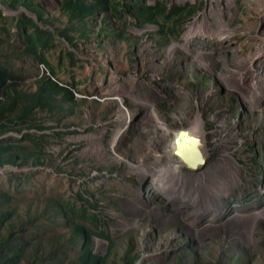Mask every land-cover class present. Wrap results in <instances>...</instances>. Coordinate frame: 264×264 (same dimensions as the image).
Masks as SVG:
<instances>
[{"label": "rangeland", "instance_id": "374dc122", "mask_svg": "<svg viewBox=\"0 0 264 264\" xmlns=\"http://www.w3.org/2000/svg\"><path fill=\"white\" fill-rule=\"evenodd\" d=\"M157 1L169 8H197L179 39L166 43L150 35L157 25H139L129 13L112 15L113 27L126 29L129 42L138 43L134 69L121 41L108 44L105 39L99 48L96 39L77 38L73 47L56 34L48 59L62 82L77 85L74 101H66L62 111L37 114L43 126L59 124L39 133L54 136L61 129L66 134L46 145L47 152L63 153L65 159L35 168V184L65 198L82 189L96 195V212L109 238H94V247L103 256L113 243L109 264H126L125 256L134 255L139 257L135 264H241L243 259L244 264H264V0H235L230 9L227 0H145ZM0 11L10 18L35 17L1 2ZM218 11L230 28L224 36L211 30V13ZM103 16L95 20L97 27ZM55 24L61 26L58 19ZM189 28L201 31L186 41ZM16 63L23 64L25 87L35 89L42 65L33 59ZM203 79L210 80L207 87H192ZM129 93L140 104L128 107ZM152 111L160 113L158 119L149 115ZM160 121L193 132L202 124L209 153L202 169L181 168L176 182L171 170L172 179H162L159 170L172 165L165 150L169 130L160 131ZM225 158L238 166L239 180L211 200L197 186V201H192L190 175L211 172ZM59 168L63 172L57 173ZM14 169L0 168V177ZM180 181L184 188L176 184Z\"/></svg>", "mask_w": 264, "mask_h": 264}, {"label": "trees", "instance_id": "16d2710c", "mask_svg": "<svg viewBox=\"0 0 264 264\" xmlns=\"http://www.w3.org/2000/svg\"><path fill=\"white\" fill-rule=\"evenodd\" d=\"M0 2L10 8L23 7L35 16L22 13L10 18L0 11V168H17L0 177L4 178L0 181V264H109L113 243L103 256L94 247V238H109L102 231L105 222L96 212L99 202L96 195L82 189L65 198L47 193L45 186L40 187L34 181L35 168L48 166L52 160L57 163L58 159H65L63 153L47 152L46 145L54 136L62 138L66 132L60 129L53 133L54 136L39 133L59 129V124L57 127L43 126L39 124L37 114L62 111L66 101H74L73 88L77 85L75 81L68 84L58 78L48 52L54 47L56 34L73 47L77 46V38L96 39L99 48L105 45V39L108 44L121 41L128 47L129 65L134 69L138 59L133 46L138 43L129 42L126 29L113 27L112 15L125 17V13H129L139 25H157L158 29L150 35H158L159 41L166 43L179 39L183 24L194 15L197 7L186 4L169 8L163 1L152 5L146 4L145 0ZM102 14V26L97 27L95 20ZM56 19L60 27L56 26ZM68 55L74 63V53ZM32 59L40 63L39 68L40 65L43 67L42 75L32 84L35 89L25 87L23 64L16 63L18 60L27 63ZM197 83L191 84L194 89L200 88ZM209 83L201 82L206 86ZM191 96L197 97L196 93ZM128 106L132 107L130 103ZM234 108L231 106L233 113ZM56 167L58 170L59 166ZM22 168L31 169L24 171ZM56 172L63 171L59 168ZM138 259L134 255L125 256L124 260L126 264H135ZM244 262L245 259L241 264Z\"/></svg>", "mask_w": 264, "mask_h": 264}, {"label": "bare ground", "instance_id": "6f19581e", "mask_svg": "<svg viewBox=\"0 0 264 264\" xmlns=\"http://www.w3.org/2000/svg\"><path fill=\"white\" fill-rule=\"evenodd\" d=\"M234 1L235 0H227V8L228 9H230L232 7ZM211 15L214 16L213 18H214V24H215V27H213L211 30H219V31H221V36H224L226 33V30L230 29L227 20L223 17V15L221 14L220 11H218V13H211ZM205 25H207V20H206ZM200 28H202V25L200 26ZM199 31H201V30L195 29V28H189L187 30L184 38L187 41V39L189 40L193 34H195L196 32H199ZM189 32H192V33L188 34ZM172 45H170L169 49H172ZM127 98L132 104L133 103L140 104V102H141L140 98H138V96L133 94V93H129ZM196 125L201 128L200 131L196 130L195 132H193L190 129H187L188 131L183 130V129L177 131V136H176L177 138L179 137V133L181 131H182V134H181L180 138L178 139L175 147H173L170 150V155L172 157H176L183 164H186V165L189 164L193 171H196L198 169H202L203 167H201V168H199V167L203 164V161L205 160V158L207 160L209 158L208 148L206 146V137H205V134L202 132L203 131L202 124L197 123ZM190 133H192L196 136L201 135L200 137L202 138L203 142L200 141V143H197L198 138L190 137L189 136ZM216 160H218V159H216ZM170 165H172V166L163 168L159 171L163 175L162 179H172L170 177H173V175H174V177H173L174 179L172 180V182L173 181L176 182L177 180H179V179H177V176L182 175L183 172L181 170V167L175 166L172 163ZM171 170H172L173 175H171L169 173ZM212 170L213 171H211V172L208 171V173H206L205 171H201L198 173L193 172L190 175V180H188V182H190L192 180L193 186H191V193H190L191 195H189V197L192 196V197H190V199L192 201H194V202L197 201L196 200L197 193L195 191L197 186L203 187L204 191L206 192V195L209 196V200H211L212 198H217V197H220V196L226 194L228 188L230 187V181L233 180V182L234 181L236 182L237 180H239V179H237V174L239 172V168L236 165V163L233 162L230 158H225L223 160H220L219 162H217L214 165ZM162 181H164V180H162ZM185 181H187V180H185ZM176 184H179L180 186H182V188L185 187L183 185H186L183 183V181L177 182ZM176 186H178V185H176Z\"/></svg>", "mask_w": 264, "mask_h": 264}, {"label": "built area", "instance_id": "2783aa9c", "mask_svg": "<svg viewBox=\"0 0 264 264\" xmlns=\"http://www.w3.org/2000/svg\"><path fill=\"white\" fill-rule=\"evenodd\" d=\"M149 115L151 117L155 118V119L159 118L158 112H155V111L150 112ZM159 129H160V131L169 130V135H168V139L166 141V147H165L166 156H167L168 160L171 161V163L174 164L175 166H179L181 168H185L183 166V163L180 160H178L176 157H172L170 155V150L173 147H175V145H176L174 138H175V135H176V132H177L178 129L176 127H174L173 125L166 124L165 122H162V121H160V123H159ZM167 145H168V149H167Z\"/></svg>", "mask_w": 264, "mask_h": 264}, {"label": "water", "instance_id": "95a60500", "mask_svg": "<svg viewBox=\"0 0 264 264\" xmlns=\"http://www.w3.org/2000/svg\"><path fill=\"white\" fill-rule=\"evenodd\" d=\"M182 129H183V128H182ZM182 129H179V130H182ZM179 130H178V131H179ZM183 130H186V129H183ZM187 131H188V130H187ZM181 134H182V131L179 133V137H178V138L176 137V139H175V143H177V141H178V139L180 138ZM176 136H177V134H176ZM189 136H190V137H196V138H198V142H197V143H200V141L203 142V140H202V138H201L200 136H196V135H194V134H192V133H190ZM167 149H168V145H167ZM206 163H207V159L205 158V160L203 161V164H202L199 168L204 167V166L206 165ZM183 166H184L188 171H193V170L191 169V167H190L189 164H188V165L183 164Z\"/></svg>", "mask_w": 264, "mask_h": 264}, {"label": "clouds", "instance_id": "9594fccd", "mask_svg": "<svg viewBox=\"0 0 264 264\" xmlns=\"http://www.w3.org/2000/svg\"><path fill=\"white\" fill-rule=\"evenodd\" d=\"M152 5H153V4H152ZM203 80H204V79H203ZM197 82H198V81L196 80V81H195L194 83H192V84H195V83H197ZM209 82H210V80H209ZM201 87H203V88H204V87H207V86H206V85H202V84H201L200 88H201ZM200 88H199V89H200ZM189 92L191 93V91H189ZM74 95H75V94H74ZM190 95H191V94H190ZM128 103H130V104L132 105V107H134V106L138 105L137 103H133V104H132V103H131V102H129V101L127 102V105H128ZM128 107H130V106H128ZM155 112H156V111H155ZM157 112H158V111H157ZM235 113H237V112H235ZM149 114H150V113H149ZM158 114L160 115V113H159V112H158ZM179 129H180V128H179ZM179 129H178V130H179ZM181 129H182V128H181ZM183 129H186V128H183ZM178 130H177V131H178ZM186 130H187V129H186ZM176 134H177V132H176ZM174 139H176V135H175V138H174ZM185 169H186V168H185Z\"/></svg>", "mask_w": 264, "mask_h": 264}]
</instances>
